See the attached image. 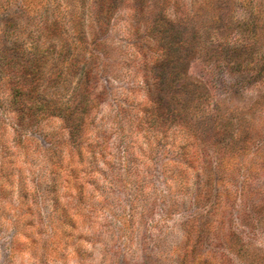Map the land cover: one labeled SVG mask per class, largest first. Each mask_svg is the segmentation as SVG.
<instances>
[{
    "label": "clouds",
    "instance_id": "9594fccd",
    "mask_svg": "<svg viewBox=\"0 0 264 264\" xmlns=\"http://www.w3.org/2000/svg\"><path fill=\"white\" fill-rule=\"evenodd\" d=\"M239 4L222 36L214 0H0V264H264V0ZM176 28L252 58L165 93Z\"/></svg>",
    "mask_w": 264,
    "mask_h": 264
},
{
    "label": "trees",
    "instance_id": "16d2710c",
    "mask_svg": "<svg viewBox=\"0 0 264 264\" xmlns=\"http://www.w3.org/2000/svg\"><path fill=\"white\" fill-rule=\"evenodd\" d=\"M135 2V7L138 11L143 12L145 8V0H135ZM116 3L117 0H100L101 12H103L106 7L111 11ZM225 20L226 17L220 16V23L217 25L222 36L230 35L231 31L230 25L228 24V26L227 23H225ZM244 30L248 31V28L245 27ZM251 30L255 33L257 27L253 26ZM160 39V46L165 49V58L156 68V74L161 80V91L165 93H172L174 90L187 91L188 86L193 85L197 90H203L204 93H207L208 91L203 86L187 79L190 61L194 58L193 56L201 50L200 46H202V44L199 34L196 33L195 30L190 34L187 28L165 29L163 32H160ZM206 49V55L209 59L218 62L225 61L229 66V70L233 73L241 71L240 65L245 62L246 58H252V55L248 54L247 50H233L224 45H214L212 48ZM255 51H257V49L253 50V54ZM233 62L236 63V68L231 67ZM173 86H175V89H173ZM16 96L18 98L17 103L19 104V109L23 111V94L17 92ZM162 104H167V101H164L163 98ZM41 111L51 112L53 111V106L45 104ZM25 117L27 118V123H25ZM33 118L34 113L29 110L24 113L21 123L23 126L28 127ZM66 119L69 122V126L73 128V138L78 141L80 135L79 124L72 119L71 115L67 116Z\"/></svg>",
    "mask_w": 264,
    "mask_h": 264
},
{
    "label": "rangeland",
    "instance_id": "374dc122",
    "mask_svg": "<svg viewBox=\"0 0 264 264\" xmlns=\"http://www.w3.org/2000/svg\"><path fill=\"white\" fill-rule=\"evenodd\" d=\"M98 2L100 3V0H98ZM122 2L123 0H117L115 7L119 6V4ZM214 2H215V7L217 11L220 13V16L226 17V19H229V20H230V14L233 13V11L237 7L241 6L239 4V0H214ZM146 4H147V0H145V6ZM135 5H136V2L134 0V6ZM6 23H7L6 18L0 17V31L4 30V26ZM255 27H258V26H255ZM4 43H5V50L7 51V47H6L7 41L5 40ZM200 47H201V50L199 51V53L195 54L193 56L194 58L190 61V64L188 67L187 79L189 81H192L196 84L203 86L208 91L207 84L203 83V78H204V73L206 71V67L208 64H211V63L219 64L220 61L218 62L216 60L209 59V57L206 55L207 53L206 47H204L203 45ZM18 105L19 104L17 103L16 107L19 109ZM40 139L42 140L46 148H48L49 150H54V147H55L54 143L50 141L47 137L41 136ZM73 143L78 144V141H76L75 138H73ZM48 191L49 192L55 191V188L51 187L48 189ZM3 194L4 193L2 191V186H0V195H3ZM25 198H27V196Z\"/></svg>",
    "mask_w": 264,
    "mask_h": 264
}]
</instances>
